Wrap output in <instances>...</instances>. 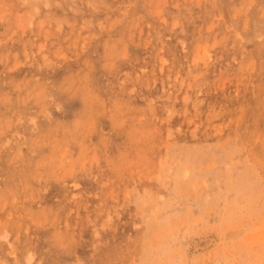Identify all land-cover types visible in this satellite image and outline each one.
<instances>
[{"label":"rangeland","instance_id":"obj_1","mask_svg":"<svg viewBox=\"0 0 264 264\" xmlns=\"http://www.w3.org/2000/svg\"><path fill=\"white\" fill-rule=\"evenodd\" d=\"M0 264H264V0H0Z\"/></svg>","mask_w":264,"mask_h":264}]
</instances>
